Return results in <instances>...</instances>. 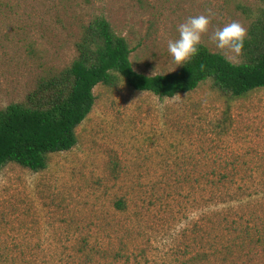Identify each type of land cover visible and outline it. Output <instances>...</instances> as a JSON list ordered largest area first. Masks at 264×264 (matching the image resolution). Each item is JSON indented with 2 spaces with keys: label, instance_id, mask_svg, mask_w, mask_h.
Masks as SVG:
<instances>
[{
  "label": "rangeland",
  "instance_id": "374dc122",
  "mask_svg": "<svg viewBox=\"0 0 264 264\" xmlns=\"http://www.w3.org/2000/svg\"><path fill=\"white\" fill-rule=\"evenodd\" d=\"M259 6V0H0V109L23 101L44 72L69 65L81 27L95 16L125 38L136 72L156 75L179 69L167 44L188 17L210 14L201 44L220 53L212 33L232 21L247 29ZM94 95L75 147L51 155L41 172L13 163L0 170V263L9 251L26 264L38 253V262L48 264L55 251L90 235L114 251L126 246L128 264H191L197 252L206 255L199 264H264V196H200L202 187L191 184L199 170L230 162L231 153L264 183V90L229 103L226 137L214 126L227 104L209 83L174 98L125 86H98ZM118 197L127 202L123 213L112 206ZM244 226L251 238L240 233ZM225 247L232 252L227 260ZM215 248L219 254L211 256Z\"/></svg>",
  "mask_w": 264,
  "mask_h": 264
},
{
  "label": "trees",
  "instance_id": "16d2710c",
  "mask_svg": "<svg viewBox=\"0 0 264 264\" xmlns=\"http://www.w3.org/2000/svg\"><path fill=\"white\" fill-rule=\"evenodd\" d=\"M259 1L260 6L251 14L238 64L229 63L224 55L201 44L199 53L176 72L156 75L136 72L125 38L117 35L103 16L93 17L81 27L75 43L76 57L69 65L44 72L23 101L0 109V170L13 163L34 173L41 172L47 168L51 155L75 147L77 128L91 113L94 89L98 86L107 90L125 86L164 99L194 92L209 83L227 104L223 118L214 126L215 135L226 137L230 128L229 103L264 90V0ZM241 157L231 153L230 162L199 170L192 186L202 187L200 196H264V183L255 180L256 169L243 167L237 162ZM112 206L123 213L127 210L126 199L118 197ZM249 229L244 226L240 233L251 238ZM91 237L82 236L69 248L55 251L48 264L130 262L126 246L114 251L110 245L93 244ZM230 248L225 247L224 260L232 256ZM218 254L215 248L211 256ZM35 257L30 264H40L38 253ZM205 257L197 252L188 263L199 264ZM25 261L8 251L0 264H26Z\"/></svg>",
  "mask_w": 264,
  "mask_h": 264
},
{
  "label": "clouds",
  "instance_id": "9594fccd",
  "mask_svg": "<svg viewBox=\"0 0 264 264\" xmlns=\"http://www.w3.org/2000/svg\"><path fill=\"white\" fill-rule=\"evenodd\" d=\"M210 23V14H199L178 25V37L167 44L168 54L176 67L185 65L199 53L202 37L208 32ZM246 35L244 26L232 21L216 29L210 40L229 63L236 65L242 56Z\"/></svg>",
  "mask_w": 264,
  "mask_h": 264
}]
</instances>
